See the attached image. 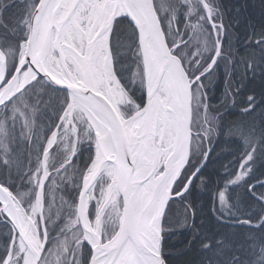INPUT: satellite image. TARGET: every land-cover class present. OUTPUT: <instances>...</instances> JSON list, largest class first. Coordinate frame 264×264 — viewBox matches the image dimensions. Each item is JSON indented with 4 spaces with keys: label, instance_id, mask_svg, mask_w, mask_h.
Listing matches in <instances>:
<instances>
[{
    "label": "snow or ice",
    "instance_id": "1",
    "mask_svg": "<svg viewBox=\"0 0 264 264\" xmlns=\"http://www.w3.org/2000/svg\"><path fill=\"white\" fill-rule=\"evenodd\" d=\"M236 13L0 0V264H264L255 90L230 116L264 75V12Z\"/></svg>",
    "mask_w": 264,
    "mask_h": 264
},
{
    "label": "trees",
    "instance_id": "2",
    "mask_svg": "<svg viewBox=\"0 0 264 264\" xmlns=\"http://www.w3.org/2000/svg\"><path fill=\"white\" fill-rule=\"evenodd\" d=\"M224 4L226 8L228 9L229 16L236 15V9H240L239 15L243 16H254L257 19L260 18L262 12H264V0H224ZM237 31H240L238 28ZM243 39H246V36H243ZM243 39L241 40V44L243 43ZM240 51H243V47L239 48ZM219 79L216 82L215 88L212 90V95L210 99L213 103L216 102L217 96L220 92L224 89V82H223V73H224V67L221 64L219 69ZM127 73H125L126 75ZM250 79L254 80V83L250 84L249 88H246L242 90L241 94L239 95L237 99V104L235 107L230 109V116L232 118H235L240 114L239 110L241 107L246 106L248 103L247 101V94L251 90H255L257 94V100L259 101L257 107H259V104H264V100L261 99V81L264 80V75H262L259 71L257 72L256 76L254 78L250 77ZM135 91V90H134ZM249 116H252V113H249ZM223 141H221L222 143ZM232 159V154H222L215 158L214 162H222L224 160ZM260 190V186H257V191ZM58 229L53 230V235L56 234V231ZM186 238V231H181L180 233H172L171 237L168 238L167 244L169 249H175L180 248L185 242Z\"/></svg>",
    "mask_w": 264,
    "mask_h": 264
}]
</instances>
